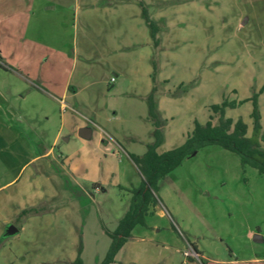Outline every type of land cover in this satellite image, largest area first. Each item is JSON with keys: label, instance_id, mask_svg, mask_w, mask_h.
Listing matches in <instances>:
<instances>
[{"label": "rangeland", "instance_id": "rangeland-1", "mask_svg": "<svg viewBox=\"0 0 264 264\" xmlns=\"http://www.w3.org/2000/svg\"><path fill=\"white\" fill-rule=\"evenodd\" d=\"M101 1H52L54 97L0 74V264H70L79 248L82 264L102 261L105 229L114 231L141 183L129 154L142 155L152 142L146 97L153 87L163 119L159 153L181 145L195 121L216 123L214 105H225L224 117L244 122L264 149V0H145L153 4L146 9L159 28L157 48L149 29L131 23L143 0ZM31 4L0 0V16L12 21ZM23 17L16 27L2 19L0 49L33 50L27 39L40 30ZM119 17L131 36L113 35ZM117 38L127 48L111 53ZM88 123L99 128L83 140L77 132ZM103 132L124 151L104 144ZM50 147L51 158L34 159ZM157 186L153 214L112 264H264V175L241 167L237 155L202 148ZM9 226L17 233L6 235Z\"/></svg>", "mask_w": 264, "mask_h": 264}, {"label": "trees", "instance_id": "trees-1", "mask_svg": "<svg viewBox=\"0 0 264 264\" xmlns=\"http://www.w3.org/2000/svg\"><path fill=\"white\" fill-rule=\"evenodd\" d=\"M142 15L148 25L152 44L159 45V28L151 18L142 2H139ZM156 88L153 87L146 97L148 120L152 126V142L146 145L142 155L129 154V158L137 168L141 183L138 188L131 191V199L124 215L118 220L114 231L105 229L110 239L108 250L99 264H112L117 253L131 237L136 227L145 226V218L152 215L159 203L156 195L158 183L174 171L186 158L194 155L198 150L208 146H218L238 156L241 167H250L259 175H264V149L248 136V127L241 120L233 121L225 118L222 106H211L214 114L218 115L217 122L207 121L204 124L194 122L193 129L188 133L184 142L168 151L159 153L164 137L162 132L163 119L157 112L155 102ZM253 109L251 113L253 130L261 129L260 114L256 105V97L252 98ZM97 187V185H94ZM70 264H82L80 248L76 259Z\"/></svg>", "mask_w": 264, "mask_h": 264}, {"label": "crops", "instance_id": "crops-1", "mask_svg": "<svg viewBox=\"0 0 264 264\" xmlns=\"http://www.w3.org/2000/svg\"><path fill=\"white\" fill-rule=\"evenodd\" d=\"M36 1L37 0H32L31 9L28 10L29 12L28 11H18V12H20V16H18V17L14 16L12 21H9V17H7V16H4V17L0 16L1 17L0 23H2L3 20H5L6 22L8 21V23L10 25H12V27H16L17 19L22 20V18H24L23 16L25 15V20L27 21L26 26L28 28L30 27V28L40 30L37 34L34 35V37L32 36V38L27 39V40H30L32 43L35 44V47H34L35 49L33 48V50L28 49V52H23L22 48H19L17 52L16 51L10 52V50L8 52H6L5 49L4 50L0 49V74L15 77L17 81H20L22 83V85H24V86L28 85L29 90H32L34 88V89L40 91L42 94H45L48 96V95H50L48 88L52 86L50 74L52 73V70H53V61H54L53 40H52V38L49 37V34H50V30L54 27V20L55 19H54L53 15H54V12L56 10V7H58V6L54 7L52 5L53 0H40V2L37 3V5H36ZM102 2H103V0L99 3L103 4ZM141 2L147 8H149L150 6H153V4L151 5V2L149 3L145 0H143ZM158 2H160V0H158ZM114 4L115 5H113V6H115V7L117 5H119L121 7H128V5L129 6L134 5L132 0H115ZM139 7H140V5H139ZM80 11H81V9H78L77 7L74 9V14H73V18H72L73 23L76 22V18L78 19L79 14L81 15ZM155 11H157V10H155ZM22 12H24L25 14H23ZM26 13L28 15H26ZM155 15H157V14H155ZM131 17H132L131 23H133L134 26H135V20H136L137 26H142V27L144 26L145 28L148 29V25H147L143 15H142V10H141V12H139L138 18L135 19V16L133 14L131 15ZM63 20H64V18L63 19L59 18V21L56 24H59V23L62 24L64 22ZM123 22H124L123 18H120V17L117 18L116 21H114L112 26L117 31V33L113 34V35H115V36L122 35L123 31L126 30L125 31L126 37L131 36V35H129L127 29L125 27H123ZM130 29H131L132 34H133L134 27H130ZM17 36H18L20 41H23L24 37L22 38L20 32H18ZM118 38H119V36H118ZM118 38L115 39L116 45H115V47L112 48L111 53H113V52L115 53V52H118V50H121V49L123 50V49L127 48V47H125V44L127 41H125L123 44L124 40L121 39L118 43V41H117ZM104 45H105V43H104ZM106 51H109L107 49V47L105 48L102 55H100V56H106L104 54V53H106V54L108 53ZM62 54L64 55V53H62ZM114 76H116V75H114ZM114 82H115L114 78H111L110 83H114ZM11 90L12 89H10L9 91H11ZM24 90L25 91L23 93H25V94L21 93L18 95V99L21 101H24L28 96V95H26V93H29V91H27L26 89H24ZM12 95H14V94H12ZM64 95L65 94L63 93V96ZM50 96L54 97L52 95H50ZM19 118H20V116H19ZM86 126H90L92 128V135H91V138H92L93 131H94L93 129H95V128L98 129L99 126L94 124V123H92L91 125H90V123H88V124L81 125L80 128L86 127ZM58 134L59 133H57V135L53 139V143H52L53 146L55 145V143L58 140ZM103 134L105 135L107 140L105 138L103 139L101 134L99 135V137L102 138V142H104V144L107 145V144H109V141H111V142L115 143L118 148L123 150V148L116 141H114V139L109 134H107L106 132H103ZM165 151H167V150H164L162 152H165ZM162 152H160V153H162ZM52 153H53V147H50L49 151L34 157V159H36V160H37V158L49 159V158H51ZM59 159L62 162V166H66L65 163L67 162V157L66 156L62 157V155H59ZM122 248L117 253V255L121 252Z\"/></svg>", "mask_w": 264, "mask_h": 264}, {"label": "water", "instance_id": "water-1", "mask_svg": "<svg viewBox=\"0 0 264 264\" xmlns=\"http://www.w3.org/2000/svg\"><path fill=\"white\" fill-rule=\"evenodd\" d=\"M77 134L81 139L90 140L92 135V128L89 126L82 127L78 130ZM17 231L18 230L15 227L9 226L6 230V235L12 236L16 234ZM254 240L256 242H261L262 238L259 235H255Z\"/></svg>", "mask_w": 264, "mask_h": 264}]
</instances>
